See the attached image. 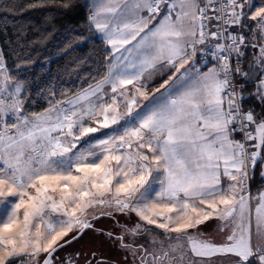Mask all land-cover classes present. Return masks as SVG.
Returning <instances> with one entry per match:
<instances>
[{
    "label": "snow or ice",
    "instance_id": "obj_1",
    "mask_svg": "<svg viewBox=\"0 0 264 264\" xmlns=\"http://www.w3.org/2000/svg\"><path fill=\"white\" fill-rule=\"evenodd\" d=\"M58 7L87 13L73 42L98 36L104 71L59 99L39 88L37 112L21 78L34 60L10 69L0 49V264H264V0ZM88 231L120 258L58 255Z\"/></svg>",
    "mask_w": 264,
    "mask_h": 264
},
{
    "label": "trees",
    "instance_id": "obj_2",
    "mask_svg": "<svg viewBox=\"0 0 264 264\" xmlns=\"http://www.w3.org/2000/svg\"><path fill=\"white\" fill-rule=\"evenodd\" d=\"M16 4H28L33 0H12ZM79 4L85 0H78ZM60 0L46 7L26 9L14 14L0 9V49H3L8 67L14 69L19 56L28 54L34 63L24 68L21 78L26 77L31 97L25 107L33 111L46 108L47 101L38 94L41 87L54 86L56 98L62 91L73 93L87 87L104 71L103 62L108 49L98 37H93L85 43H75L78 35H88L87 13L83 8L67 15H60L64 9L59 8ZM78 13V14H77ZM70 17H74L71 18ZM72 43V47L64 50ZM81 58L85 62L75 68ZM257 169V179L252 182V191L260 190L261 184Z\"/></svg>",
    "mask_w": 264,
    "mask_h": 264
},
{
    "label": "rangeland",
    "instance_id": "obj_3",
    "mask_svg": "<svg viewBox=\"0 0 264 264\" xmlns=\"http://www.w3.org/2000/svg\"><path fill=\"white\" fill-rule=\"evenodd\" d=\"M254 193V192H253ZM255 194V193H254ZM96 226L103 227L105 229H111L113 225L105 219L95 222ZM98 251L101 256L119 259V253L117 248L114 247L106 238L98 236L94 232L88 231L84 237L76 243H73L70 247L66 248L58 255L65 253H75L77 251ZM115 252H111V251ZM101 251V252H100Z\"/></svg>",
    "mask_w": 264,
    "mask_h": 264
},
{
    "label": "flooded vegetation",
    "instance_id": "obj_4",
    "mask_svg": "<svg viewBox=\"0 0 264 264\" xmlns=\"http://www.w3.org/2000/svg\"><path fill=\"white\" fill-rule=\"evenodd\" d=\"M102 220V219H101ZM105 220H107L108 222H110L111 223V225H112V221L111 220H108V219H105ZM97 222V221H96ZM96 227H99V226H96ZM99 228H103V227H99ZM105 229V228H104ZM101 252V251H100ZM111 252H115L114 250L113 251H111ZM96 253H97V258H105V259H108V260H117L116 258L117 257H114V258H110V257H104V256H101L100 254H99V252L96 250ZM66 254H69V253H65V254H63V255H61V258H63Z\"/></svg>",
    "mask_w": 264,
    "mask_h": 264
},
{
    "label": "crops",
    "instance_id": "obj_5",
    "mask_svg": "<svg viewBox=\"0 0 264 264\" xmlns=\"http://www.w3.org/2000/svg\"><path fill=\"white\" fill-rule=\"evenodd\" d=\"M256 2L257 3H260V0H256ZM98 37V36H97ZM159 86V82H158V80H157V82H155L154 84H153V87H158Z\"/></svg>",
    "mask_w": 264,
    "mask_h": 264
}]
</instances>
